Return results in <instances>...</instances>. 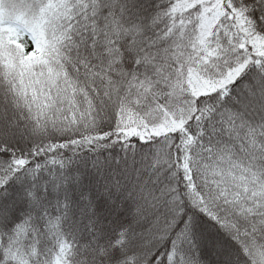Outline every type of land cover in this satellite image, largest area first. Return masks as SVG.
<instances>
[{
	"label": "snow or ice",
	"instance_id": "6c2138e0",
	"mask_svg": "<svg viewBox=\"0 0 264 264\" xmlns=\"http://www.w3.org/2000/svg\"><path fill=\"white\" fill-rule=\"evenodd\" d=\"M0 264H264V0H0Z\"/></svg>",
	"mask_w": 264,
	"mask_h": 264
}]
</instances>
